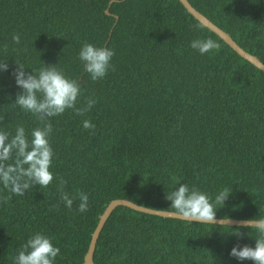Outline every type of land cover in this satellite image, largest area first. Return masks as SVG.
Here are the masks:
<instances>
[{
  "label": "trees",
  "instance_id": "1",
  "mask_svg": "<svg viewBox=\"0 0 264 264\" xmlns=\"http://www.w3.org/2000/svg\"><path fill=\"white\" fill-rule=\"evenodd\" d=\"M264 64V0H187ZM108 10L109 14L105 13ZM117 16V19H115ZM18 33L14 44L11 35ZM211 37L219 48L201 55L189 41ZM114 49L112 69L91 81L76 58L81 42ZM0 125L37 123L10 102L18 90L9 74L55 64L81 80L77 106L92 108L50 118L53 181L0 202V264L25 238L42 231L59 247L54 264H83L91 234L106 205L125 199L174 210L165 199L172 179L214 193L231 191L216 218L264 215V74L202 26L178 0H0ZM84 119L94 127L83 128ZM88 194V209L60 200ZM6 194L0 188V195ZM193 224L118 205L103 224L96 264H252L227 255L247 229ZM249 230V235H251Z\"/></svg>",
  "mask_w": 264,
  "mask_h": 264
},
{
  "label": "clouds",
  "instance_id": "2",
  "mask_svg": "<svg viewBox=\"0 0 264 264\" xmlns=\"http://www.w3.org/2000/svg\"><path fill=\"white\" fill-rule=\"evenodd\" d=\"M11 41L18 44L19 34L13 33ZM189 47L203 55L218 49L219 44L211 37H204L190 40ZM114 54L111 47L83 41L76 52V58L88 78L96 81L103 79L112 69ZM13 61L15 66L9 74L18 90L10 104L30 113L37 123L27 131L23 124H16L11 130L0 125V188L6 192L0 195V202L5 203L13 195L22 196L33 186L46 188L53 181L51 164L54 152L50 143V118L68 109L83 115L96 103L95 97L90 96L78 107V98L82 95L81 80L66 74L56 63L45 65L42 62L38 67H26L19 60ZM6 71H9V65L6 59L0 58V73ZM81 126L86 129L94 127L87 119L82 121ZM180 181V177H174L171 190L165 193V199L170 202L175 216L193 224L213 225L217 222V209L223 206L231 190L220 187L210 193L195 184ZM64 183L60 179L58 185L64 206L71 209L73 199L78 198L76 210L87 211L88 194L77 192L75 196H70L63 191ZM228 220L229 217L225 215L218 222L227 225ZM241 227L247 229L245 234L253 238V243L249 245L237 241L228 248L227 255L238 262L250 260L252 264H264V215L245 218L236 228L229 227L235 231L224 233L239 236ZM59 251L50 235L37 230L31 232L20 244L11 258L12 264H54Z\"/></svg>",
  "mask_w": 264,
  "mask_h": 264
},
{
  "label": "water",
  "instance_id": "3",
  "mask_svg": "<svg viewBox=\"0 0 264 264\" xmlns=\"http://www.w3.org/2000/svg\"><path fill=\"white\" fill-rule=\"evenodd\" d=\"M113 1V0H112ZM182 6L185 8V10L193 16L194 19H196L202 26L208 28L210 31H212L214 34H216L221 40H223L233 51H235L240 57L247 60L249 63H251L253 66L258 68L263 74H264V64L254 55L248 53L244 49H242L226 32H224L222 29H220L218 26H216L214 23H212L207 17L202 15L199 11H197L195 8H193L190 3L187 0H178ZM106 14H109L108 10H105ZM115 19H117V16H115ZM122 205L128 208H131L133 210L151 214V215H157L161 217H169V218H178L176 217L175 213L172 211H166V210H156L148 207H144L141 205H138L132 201L125 200V199H114L111 200L106 207L104 208L103 212L98 218V221L96 223V226L91 234L90 241L87 247V251L84 254L83 257V264H96L94 263L92 259L93 249L95 247L96 239L98 237V234L105 223L106 219L108 218L110 212L114 209V207ZM180 219V218H178ZM220 218H217V222H214L213 224L221 225L218 221ZM244 219H234L229 218L228 224L229 226H238Z\"/></svg>",
  "mask_w": 264,
  "mask_h": 264
}]
</instances>
